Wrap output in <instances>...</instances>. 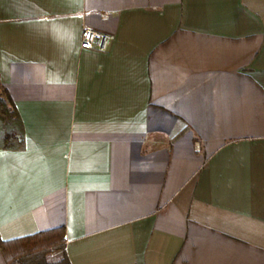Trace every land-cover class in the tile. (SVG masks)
<instances>
[{
    "label": "crops",
    "instance_id": "crops-1",
    "mask_svg": "<svg viewBox=\"0 0 264 264\" xmlns=\"http://www.w3.org/2000/svg\"><path fill=\"white\" fill-rule=\"evenodd\" d=\"M0 86V264H264V0H0Z\"/></svg>",
    "mask_w": 264,
    "mask_h": 264
},
{
    "label": "trees",
    "instance_id": "trees-1",
    "mask_svg": "<svg viewBox=\"0 0 264 264\" xmlns=\"http://www.w3.org/2000/svg\"><path fill=\"white\" fill-rule=\"evenodd\" d=\"M0 141L4 147H19L23 125L8 90L0 86ZM3 242L0 240V244ZM19 252L8 264H71L65 250L63 227L18 239ZM51 255L57 259L52 260Z\"/></svg>",
    "mask_w": 264,
    "mask_h": 264
},
{
    "label": "built area",
    "instance_id": "built-area-1",
    "mask_svg": "<svg viewBox=\"0 0 264 264\" xmlns=\"http://www.w3.org/2000/svg\"><path fill=\"white\" fill-rule=\"evenodd\" d=\"M113 39V34L101 32L93 27L85 26L81 33V48L105 51L111 45Z\"/></svg>",
    "mask_w": 264,
    "mask_h": 264
},
{
    "label": "rangeland",
    "instance_id": "rangeland-1",
    "mask_svg": "<svg viewBox=\"0 0 264 264\" xmlns=\"http://www.w3.org/2000/svg\"><path fill=\"white\" fill-rule=\"evenodd\" d=\"M50 258H51L52 260L57 259V257H56L55 255H51Z\"/></svg>",
    "mask_w": 264,
    "mask_h": 264
}]
</instances>
